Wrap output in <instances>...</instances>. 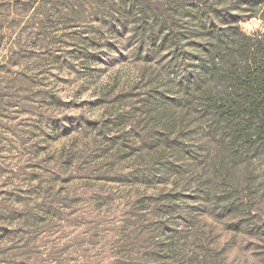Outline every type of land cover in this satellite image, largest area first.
Returning a JSON list of instances; mask_svg holds the SVG:
<instances>
[{"label":"trees","instance_id":"1","mask_svg":"<svg viewBox=\"0 0 264 264\" xmlns=\"http://www.w3.org/2000/svg\"><path fill=\"white\" fill-rule=\"evenodd\" d=\"M93 7V33L120 34L144 61L117 95L135 100L101 125L119 136L97 152L108 179L138 185L125 235L152 240L142 257L121 264H223L204 245L216 227L264 240V34L240 25L247 16L264 20V0ZM142 185L153 190L140 193Z\"/></svg>","mask_w":264,"mask_h":264},{"label":"rangeland","instance_id":"2","mask_svg":"<svg viewBox=\"0 0 264 264\" xmlns=\"http://www.w3.org/2000/svg\"><path fill=\"white\" fill-rule=\"evenodd\" d=\"M47 1L0 0V264L138 259L152 240L123 221L138 185L108 179L97 152L119 136L101 125L135 100L117 95L144 61L120 34L93 33L97 0L74 12ZM240 25L264 34L257 16ZM203 239L223 264H264L259 237L216 227Z\"/></svg>","mask_w":264,"mask_h":264}]
</instances>
